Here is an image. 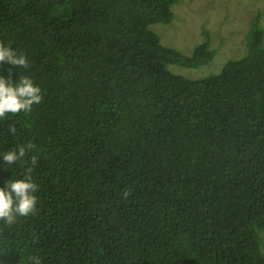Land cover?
<instances>
[{
    "label": "trees",
    "instance_id": "1",
    "mask_svg": "<svg viewBox=\"0 0 264 264\" xmlns=\"http://www.w3.org/2000/svg\"><path fill=\"white\" fill-rule=\"evenodd\" d=\"M178 2L0 0V41L43 96L0 121V146L32 145L17 171L39 185L35 214L0 222V264H264L262 13L245 55L189 78L170 65L217 50L162 42L152 25Z\"/></svg>",
    "mask_w": 264,
    "mask_h": 264
},
{
    "label": "rangeland",
    "instance_id": "2",
    "mask_svg": "<svg viewBox=\"0 0 264 264\" xmlns=\"http://www.w3.org/2000/svg\"><path fill=\"white\" fill-rule=\"evenodd\" d=\"M173 9L176 20L152 25L165 45L191 55L208 34L217 50L214 60L200 67L170 65L189 78L219 73L226 60L245 55L246 35L258 14L264 27V0H179Z\"/></svg>",
    "mask_w": 264,
    "mask_h": 264
},
{
    "label": "clouds",
    "instance_id": "3",
    "mask_svg": "<svg viewBox=\"0 0 264 264\" xmlns=\"http://www.w3.org/2000/svg\"><path fill=\"white\" fill-rule=\"evenodd\" d=\"M10 65L7 74H0V121L10 114L30 112L34 104L42 99L41 87L28 75H21L15 69L27 68L26 55L19 54L10 44L0 41V64ZM17 129L10 124L7 129L9 136H15ZM6 145H9L5 148ZM0 146V169L11 172L10 178L0 184V222L11 225L20 218H27L37 211L38 189L33 173V167H27L22 172L17 168L25 164V158L32 148L28 145ZM37 163L36 156L31 157V165ZM28 264H40L37 256H30Z\"/></svg>",
    "mask_w": 264,
    "mask_h": 264
}]
</instances>
